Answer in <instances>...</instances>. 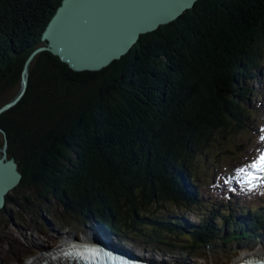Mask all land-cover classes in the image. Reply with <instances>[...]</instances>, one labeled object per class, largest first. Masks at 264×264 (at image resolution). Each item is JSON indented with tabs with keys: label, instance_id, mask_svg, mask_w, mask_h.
Returning <instances> with one entry per match:
<instances>
[{
	"label": "trees",
	"instance_id": "16d2710c",
	"mask_svg": "<svg viewBox=\"0 0 264 264\" xmlns=\"http://www.w3.org/2000/svg\"><path fill=\"white\" fill-rule=\"evenodd\" d=\"M63 1L0 0V102L10 89L18 91L8 102L19 94ZM263 59L264 0H199L99 71H75L43 51L24 97L0 115V146L7 139L20 186H39L42 199L122 239L192 253L260 238L263 199L206 198L201 186L251 139L264 108L249 104L248 82L264 79Z\"/></svg>",
	"mask_w": 264,
	"mask_h": 264
},
{
	"label": "rangeland",
	"instance_id": "374dc122",
	"mask_svg": "<svg viewBox=\"0 0 264 264\" xmlns=\"http://www.w3.org/2000/svg\"><path fill=\"white\" fill-rule=\"evenodd\" d=\"M264 62V59H263ZM256 90L249 104L263 105L264 108V79L257 76L255 81L248 82ZM18 89L8 90L1 98L0 105L8 102L17 94ZM259 120L252 123L246 135L251 139L246 149L241 154L226 153L216 162V167L206 174L207 184L201 186V191L206 198H220L226 193L231 194L240 201L253 202L257 198L264 200V181H254L258 186L250 189L248 173L255 171L245 168L244 172L238 169L244 168L254 160L264 148L258 146V140L254 137L264 135V112H258ZM253 132L257 133L254 134ZM4 141L0 132V144ZM237 141L244 142L242 137ZM0 155L2 147L0 146ZM226 151V148H224ZM250 159V160H249ZM249 162L247 163V161ZM264 177V173H259ZM39 186L17 187L11 192L5 209L0 210V263L19 264L29 258L43 254L46 251L55 250L67 239L76 238L78 241L86 240L87 236L95 237L102 242V232L106 234L105 239L122 246L132 253L142 257L144 260H154L163 264H233L244 254L249 252H264V236L252 238L245 242L231 241L227 245L220 244L217 249H197L188 252L176 250L170 253L169 248L151 245L146 239L128 236L124 239L117 237L98 227H93L91 221H83L80 217L68 214L64 211L61 203L54 197L42 199ZM186 218L190 222L198 220L195 212H187ZM184 252V253H183Z\"/></svg>",
	"mask_w": 264,
	"mask_h": 264
},
{
	"label": "water",
	"instance_id": "95a60500",
	"mask_svg": "<svg viewBox=\"0 0 264 264\" xmlns=\"http://www.w3.org/2000/svg\"><path fill=\"white\" fill-rule=\"evenodd\" d=\"M198 1L64 0L45 31L43 41L47 44L40 46L27 59L22 72L20 92L12 101L0 107V115L24 97L29 84L30 64L39 53L50 51L75 71H99L130 53L143 34L179 20L186 11L195 8ZM102 4L122 7H99ZM0 131L6 136L1 127ZM7 146L6 139L0 155V209L6 207L11 192L20 186L23 178L15 157L8 156ZM113 245L116 244L102 241L98 242V246H92L121 252L118 251L120 245ZM123 251L141 259L127 249ZM102 252L104 251L99 248L90 261L101 264Z\"/></svg>",
	"mask_w": 264,
	"mask_h": 264
},
{
	"label": "bare ground",
	"instance_id": "6f19581e",
	"mask_svg": "<svg viewBox=\"0 0 264 264\" xmlns=\"http://www.w3.org/2000/svg\"><path fill=\"white\" fill-rule=\"evenodd\" d=\"M262 148H264V145ZM249 160L247 161V163L249 162ZM5 208H2V210ZM101 234L104 238L102 241L110 242V241H108V239L107 240L105 239L106 234H104L103 232ZM98 242L99 241L96 240L95 237H92V236H87L86 240H84V241H78L76 238L67 239V241L62 242L60 244V246H58L55 250L43 252V254H41V255L34 256L33 258H29L23 262H19V264H78V263L89 264V263H92V261L89 262V260H88V262H89L88 263L85 261V260H87L86 257L81 258V253H79L80 251H78V249H85L83 247V245H88V244L98 246ZM111 243L115 244L113 241L110 242V244ZM116 245H113V246H116ZM99 248L104 252L110 251V250H107V248L102 247V246L97 247V250ZM119 248H120L119 251H121V252H124L123 250H126V249H123L122 247H119ZM73 250H74V252L72 254H68L69 252H72ZM87 252H88V250H87ZM104 252H102V254ZM76 253H77V255H75ZM102 254H100L101 260H107L108 256L105 254H103V255ZM245 259L246 260L247 259H253V261H257V260H263L264 261V252H261V251L249 252L247 254H244L242 256V258H240L239 260H237L234 263L237 264V263L244 262ZM92 264H96V263L93 262Z\"/></svg>",
	"mask_w": 264,
	"mask_h": 264
},
{
	"label": "snow or ice",
	"instance_id": "6c2138e0",
	"mask_svg": "<svg viewBox=\"0 0 264 264\" xmlns=\"http://www.w3.org/2000/svg\"><path fill=\"white\" fill-rule=\"evenodd\" d=\"M99 7H122V6L115 4H102L99 5ZM173 11H175V9H173ZM261 131L264 132V129H261ZM260 140L264 141V135L260 136ZM245 168H251L255 170L248 173V176L250 177V179L248 180V184L250 186V189H254L255 187L258 186L257 184L253 183L254 181H264V177L259 175V173H264V151H260L258 156L254 160H252L249 165H246L244 168L238 169V171L244 172ZM83 247L86 248L88 251L92 252L93 254L98 253V250L95 246L83 245ZM105 255H107L113 261V264H139L138 261L130 260L123 255H116L111 251L105 252ZM261 264H264V261H262Z\"/></svg>",
	"mask_w": 264,
	"mask_h": 264
},
{
	"label": "flooded vegetation",
	"instance_id": "af4514ba",
	"mask_svg": "<svg viewBox=\"0 0 264 264\" xmlns=\"http://www.w3.org/2000/svg\"><path fill=\"white\" fill-rule=\"evenodd\" d=\"M1 264V263H0Z\"/></svg>",
	"mask_w": 264,
	"mask_h": 264
}]
</instances>
